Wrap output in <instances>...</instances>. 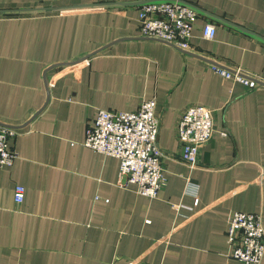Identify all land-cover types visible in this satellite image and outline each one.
Here are the masks:
<instances>
[{
  "label": "crops",
  "instance_id": "crops-1",
  "mask_svg": "<svg viewBox=\"0 0 264 264\" xmlns=\"http://www.w3.org/2000/svg\"><path fill=\"white\" fill-rule=\"evenodd\" d=\"M190 1L203 14L182 51L139 37L140 0H0V121L19 131L16 160L0 167V264H244L228 224L242 211L264 225V0ZM149 99L168 154L155 198L122 186L120 160L84 144L99 110ZM192 105L212 108L215 126L193 169L178 139Z\"/></svg>",
  "mask_w": 264,
  "mask_h": 264
},
{
  "label": "built area",
  "instance_id": "built-area-1",
  "mask_svg": "<svg viewBox=\"0 0 264 264\" xmlns=\"http://www.w3.org/2000/svg\"><path fill=\"white\" fill-rule=\"evenodd\" d=\"M139 37L168 43L182 51H192L191 39L202 10L190 0H140ZM217 27L207 21L203 38L213 39ZM212 67L223 77L242 82L251 88L259 80L246 75L239 68L214 62ZM157 102L145 100L137 111L101 109L86 132L84 144L106 156L120 160L122 186L135 184L137 192L155 198L165 184L163 159L168 156L158 143L160 119L156 114ZM215 133L213 109L192 105L178 122V139L182 144L181 160L191 169L198 165L200 149L208 144ZM19 135L15 126L0 121V167L10 166L17 158L10 147V139ZM190 184V183H189ZM194 189L193 186H190ZM193 192V190H192ZM26 189L16 185L14 198L21 204ZM228 243L231 256L244 264H261L264 258V225L260 213L235 211L228 224Z\"/></svg>",
  "mask_w": 264,
  "mask_h": 264
},
{
  "label": "water",
  "instance_id": "water-1",
  "mask_svg": "<svg viewBox=\"0 0 264 264\" xmlns=\"http://www.w3.org/2000/svg\"><path fill=\"white\" fill-rule=\"evenodd\" d=\"M137 3H138V2H137ZM137 3H136V4H137ZM138 4H140V2H139Z\"/></svg>",
  "mask_w": 264,
  "mask_h": 264
}]
</instances>
